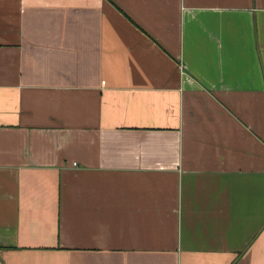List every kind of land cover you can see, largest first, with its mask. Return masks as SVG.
<instances>
[{
	"label": "crops",
	"instance_id": "1",
	"mask_svg": "<svg viewBox=\"0 0 264 264\" xmlns=\"http://www.w3.org/2000/svg\"><path fill=\"white\" fill-rule=\"evenodd\" d=\"M0 264H264V0H0Z\"/></svg>",
	"mask_w": 264,
	"mask_h": 264
}]
</instances>
